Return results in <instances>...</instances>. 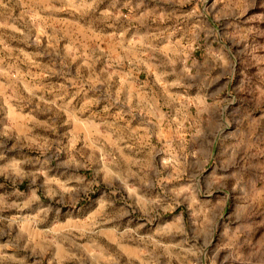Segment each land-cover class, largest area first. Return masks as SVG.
<instances>
[{
  "label": "rangeland",
  "instance_id": "1",
  "mask_svg": "<svg viewBox=\"0 0 264 264\" xmlns=\"http://www.w3.org/2000/svg\"><path fill=\"white\" fill-rule=\"evenodd\" d=\"M0 264H264V0H0Z\"/></svg>",
  "mask_w": 264,
  "mask_h": 264
}]
</instances>
